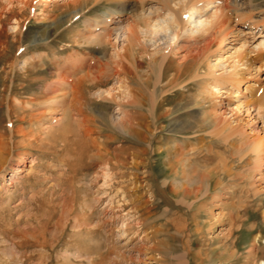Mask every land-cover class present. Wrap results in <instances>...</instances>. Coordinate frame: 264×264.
Instances as JSON below:
<instances>
[{"label": "bare ground", "instance_id": "obj_1", "mask_svg": "<svg viewBox=\"0 0 264 264\" xmlns=\"http://www.w3.org/2000/svg\"><path fill=\"white\" fill-rule=\"evenodd\" d=\"M144 1L139 0L135 10H127L124 6L116 8L122 0H42L44 6L51 4L52 10H61L69 18L53 21L45 35L35 36L29 46L25 47L19 37L18 54L7 58L8 73L14 71V76L12 84L6 82L2 91V102L6 101L8 111L7 118L0 120V180L5 182L11 170L7 185L15 181H32L33 187L42 185L36 207L45 204L48 208V202H56L51 205L61 209L59 218L66 216V221H71L72 231L68 235L61 229L67 237L61 231L50 237L40 236L37 228L6 234L0 241L9 242L10 247L3 254L12 251V256L10 261L6 256V262L1 255L0 264H67L73 258L83 260L87 256L93 264L96 260L90 257L101 253L103 247L83 246L75 240L92 236L97 229L109 232L114 222L117 235L125 236V243L132 245L138 238L132 246L137 260L156 259L157 253L164 261L170 239L180 237L183 251L172 254L175 264L203 260L208 256L206 251L212 250L220 260L233 264V240L211 248L212 242L208 244L205 234L217 223L211 226L212 221L207 224L199 219L225 189L232 191L238 185L241 175L223 159L226 155L216 148L214 138L234 121L227 120L225 112L213 113L205 108V124L200 129L187 131L191 121L172 119L169 132L174 133L178 127L183 130L175 140L165 143L161 130L171 108L164 105L178 86H199L207 91L202 97L203 105H207L204 107L214 108L215 94H233L237 100L231 101L237 102L236 106L225 104L224 111L243 108L264 131L261 108L250 100H241L248 89L254 88L253 83L243 91L246 79L264 72V32L260 33L262 38H255L256 31L241 24L239 9H233L228 0ZM239 1L233 5L241 9ZM102 2L108 7L95 13ZM34 9L33 0H0V20L3 13L22 15ZM41 11L45 13V8ZM53 15L51 11L46 14L54 20ZM22 16L23 21L29 18ZM15 19L17 25L13 28L17 27L16 34L20 36L22 20ZM69 20L80 21L82 27L63 28L68 35L62 48L51 46L52 37ZM162 34L167 37L164 42ZM43 47L48 51L41 52ZM30 50L35 52L33 56L21 58ZM66 50L69 52L62 53ZM50 52L53 55L48 60ZM146 62L150 65L148 71L144 70ZM47 66L53 70L44 75ZM16 79L21 83L40 82L41 87L28 94L18 92ZM261 90L264 99V84ZM101 120L107 121L113 132H106L99 124ZM47 122H51L50 126H45ZM233 130L239 132L237 128ZM260 144H264V136ZM155 154L164 155L162 162L170 175L161 181L150 169ZM49 158L52 164L47 162ZM30 159L44 170V179L38 175L33 176L34 180L20 176ZM261 175L257 178L261 179ZM253 184L246 182L239 191L250 199L264 194V186L260 190ZM165 190H169L171 198L163 195ZM38 198L33 199V204ZM240 201L244 202L242 196ZM49 212L52 214L51 209ZM239 220L236 214L228 217L231 231L227 239L239 227ZM59 244L65 248L53 258L51 252ZM194 244L199 245H195L197 251ZM252 246L253 249L255 244Z\"/></svg>", "mask_w": 264, "mask_h": 264}, {"label": "rangeland", "instance_id": "obj_2", "mask_svg": "<svg viewBox=\"0 0 264 264\" xmlns=\"http://www.w3.org/2000/svg\"><path fill=\"white\" fill-rule=\"evenodd\" d=\"M33 1L35 3L34 11L33 12L29 11L30 12L29 13L27 10H25L24 11L25 13L22 14L23 16H26L27 18L29 17L28 20L25 19V21H23L21 18L22 15H15L11 13H3L5 17L2 14V18L0 20L1 22L0 23V98H1L0 102L2 103L1 104L2 107L0 105V120H4V118L5 119L7 118V112H6L8 111L6 107L7 103L6 101L2 102V99H3L2 96L4 94L2 91H3L4 84L6 82L10 83L11 79L14 76V71L10 72V74L8 73L9 72L8 70H10V67L8 65L9 64L8 60L11 59L10 58L11 54L12 56L13 55L15 56V53L18 54L17 46L19 43L17 42V40L19 39V37L23 41V45H25V47L29 46L35 36H37L38 34L45 35L46 31L48 30V28H50L53 21H55L56 19L63 21L69 18V16H67L64 12H61V10H58V9L52 10L51 8L53 6L51 4L49 6H44L42 3V0H33ZM122 1L123 2H119L118 4L115 5L117 9L124 6L125 8H127V10H135V8L140 6L139 0H122ZM149 1H152V0H148V1L145 0L144 3H151ZM228 1L231 2L230 5L232 6L233 9H237V10L239 9L237 13L240 16L241 24H246L248 26H251L256 31L255 38H262L263 36H260V33L264 32V0H240L239 3H241V9L239 5L237 6L233 5V2H235V0H228ZM105 5L106 3L102 2L101 6L94 12L96 13L97 11L99 12V11H102L104 8H107L108 5L107 6ZM42 8H45V13L47 15L49 11H51L54 14L53 16H55L54 20L49 19L48 16H46V14L41 11ZM16 17L20 18L19 20L20 21L22 20L21 23L23 24V26L21 24L22 34L20 36L16 34L17 27H15L16 29L13 28L15 24L17 25V23H14L16 21L15 19ZM70 26H74V27L78 26L79 28H81L82 23L80 21L73 22V20H69L61 26V29L67 28ZM67 35H68L67 31L64 29L61 30L60 33H56L55 37H52L53 40L51 41L52 43L51 46H55V48H62L64 42L67 39ZM160 36H161L160 38L162 39L161 42L166 41L167 39L166 35L162 34ZM4 43L8 46L7 48L5 47L6 45ZM40 51L47 52L48 49L43 47L40 49ZM64 52L67 53L69 51L66 50V51H63L62 53ZM34 53L35 52L30 50L28 51V53H26V55H22L21 58H25L27 56L28 57L33 56ZM52 55L53 53L50 52L48 60L51 59ZM8 57L9 59H7ZM47 67L49 70L47 69ZM47 67L42 72L44 75L45 74L48 75L51 72V70H53L52 66H47ZM149 67H150L149 63L146 62L144 64V70L148 71ZM263 78H264V72L260 73V75L258 76H254L252 79L247 78L246 82L243 84V91L246 85H252L253 83H254V88H252L251 90L248 89L247 92L244 94V97H241V100L242 101L250 100L252 104L259 106L264 114V99L261 96V91H262L261 88L264 84ZM20 81L22 80L16 79V82H15L16 83L15 89L19 90L18 92H26L28 94L32 92V89H34L33 91H36L38 90V88L41 87L40 82H33L34 84L33 83L31 84V82L29 81H26V82L23 81L22 83ZM10 84H12V81ZM35 84H37V86ZM198 87L199 86H194V87L193 86L191 87L178 86L174 90V95L173 94L169 95V100L167 101V104H165L164 106L165 108L166 107L171 108V112H170V115L164 118L166 120H163L164 127L161 130L162 134L165 133L163 136V140H164L163 142L167 143V142H171L175 140L177 136H179L181 134V131L183 130V129H180L181 127L180 128L178 127L177 129H175L176 131H174V133L169 132L170 123L174 119L191 121L194 125L192 123L191 125L189 124L190 129L187 128V131L193 130V129L195 130L197 128L200 129L201 125L203 126V124H205V117L203 114V111L205 108L206 109L208 108L207 110L213 113L214 111L215 113L217 112L219 114H221L222 112H225L226 114H228V118L226 115L224 117H226L227 120L230 119L231 122L234 121V123L230 124L229 127H227L222 132V134H220L223 137L221 136L218 138V136L220 135H217L214 138L216 141V148H220L221 154L223 152L222 155H226L225 157H223V159L224 160L226 159L225 160L226 163L228 165L230 164V167L232 168L233 171L235 172L237 171L236 173L241 175L237 179V182H236L238 183V185L234 187L232 191L231 189L229 190L225 189L224 193H222L223 195H221L220 198H216L217 201L216 199H214L208 205L207 207L208 210L206 212L209 216H206V212H205V215L200 217L199 220L202 219L201 221H206V222L208 221L207 224H210V222L212 221L211 226L215 224V222L217 223L215 224L216 226H214V228H211L209 230L207 229L208 234L207 232L205 234L207 236L206 238L209 240L208 244H211L212 242V244L209 245L211 246V248L213 244L214 246L216 245L218 247V245L221 246V244L222 245L229 244V242H232L230 239L233 240L232 242L233 246L230 247L231 249L233 248V251L236 252V256L233 259V264L235 263L236 264H261V262L264 261V208H263L264 207V194H262L263 196L259 195L256 198L253 196L250 199L249 196L247 197L245 193H243V191H239V189L242 190L241 188L243 185H245L246 182L247 183L253 182L254 184L252 186H254L257 189L262 190L264 188L263 187L264 186V144L262 145L260 144L264 136V131L257 128L258 123L252 122L250 120L249 113L247 114L243 108L241 110H235L231 113H229V111L227 110L224 111L223 105L225 104L227 105V107H230V108L236 106L237 102L231 101V100H237V98L233 96V94H228L226 97L215 94L213 95L214 102L216 103L214 108H212L211 106L204 107L206 104L204 103L205 105H203L202 97H204L205 94H207V91H204L201 88L199 89ZM23 88H25V90ZM159 92L161 93L160 90ZM241 93L243 94V92ZM147 94H148V91H147ZM106 123L108 122L105 120L103 121L101 120V123L99 122L101 126L104 125L103 127L106 128L105 129L106 132H108L107 129L109 130V132H113L111 131L110 126ZM210 123L211 122H209V124ZM50 124L51 122H47L45 126L47 125L50 126ZM211 124L210 125L207 124V127L210 128ZM234 128H237L239 132L238 131L234 132L233 130ZM211 138H212L211 135L208 134L207 139L211 140ZM220 138H222V141ZM218 143H220V145ZM163 157H164L163 154L162 155L155 154L151 157L152 164H151L150 169L152 170L153 174L157 177L159 181H161V179H164L170 176L168 170L165 168L164 162H162ZM156 158H157V161H156ZM47 162L49 164H52V161L50 158L47 159ZM233 166L235 167V169L233 168ZM156 167L157 168L159 167V168L156 169ZM12 172L13 171L11 170L8 172L5 182L3 180H0V240L6 234L12 235V232L14 233L19 230L22 231V230L29 229V228H37L36 232L41 234L40 236L49 235L50 237L51 234H58L60 231L63 235L65 232L69 235L70 232L72 231V228H71L72 223L71 221H68V222L66 221L65 219L66 216L62 215L63 217L59 218L61 217L62 211L58 206L56 207L53 206L54 204L56 205V202L55 203L53 201H51V203L48 202V205L50 206V207L48 206V208L46 207L45 204L44 205L41 204L39 206L37 205L38 207H36V204L40 202L39 201L40 198H38L40 195L39 190L43 186L36 185V187H33L32 181L26 184H19L17 181H15L13 185H7L8 179L11 177ZM23 175H27V177L30 176L31 180L32 179L34 180V177H33L34 175L40 176V179H42V177L43 179L45 178L44 170L42 171V168L38 167V164H36V161L28 162V164L25 166V171L22 172L20 176H23ZM258 175L259 176L261 175L262 178L261 179L257 178ZM159 181L157 183H159ZM48 185L51 186V183H49ZM165 191L163 192V195L168 199L171 198V194L169 190H165ZM241 192L245 196H243V194L240 195ZM241 196L244 201L242 203L240 201ZM36 198H38V200L36 202L34 201V204H33V199H36ZM245 198H248L250 202L247 201ZM49 199H52V198H49ZM258 204L260 206H258ZM32 206H34V208H32ZM35 207L37 209H35ZM54 207L55 208L58 207L57 208L58 210L56 209L55 211ZM48 209L49 211L51 209L52 214L48 211ZM231 211L232 213H230ZM29 213H31V217H28ZM34 213L36 214L32 216V214ZM231 214H234V215L236 214L239 216L240 218L239 227H237L233 231V235H231V237H228L227 239L226 237L230 234V231H231L230 230L231 225L228 222V217ZM38 217H39V220H37ZM28 221L31 223L29 224ZM116 224L117 222H114L112 223V225L108 227L109 232L104 229L103 230L97 229V232L95 230L92 236L91 235H87L85 237L83 236L82 240L76 239L75 241L78 243L82 242L83 246H88V247L92 246L94 248L103 247L101 249V253L96 254V255L93 254L90 257L91 259L94 258L96 261H98L97 262L98 264L99 263L101 264V262L102 264L103 263L104 264H115V263L116 264H135V262L136 263L139 262V264H175V260H173L172 254H179V253H182L183 251L181 247V239L180 237H177V238L170 239L169 241L170 245L167 244L168 250L165 254L166 259L164 257V261L163 260L161 261V256L157 253L155 254L156 259L143 258V260L141 259L137 260V257H136L137 251L132 246H133V243L135 244V241L137 242L138 238L137 239L135 238L136 239V240L134 239L135 241L133 240L132 245H128L127 243H125L126 242L125 236L121 238L117 235L118 231L116 230L118 227H116ZM61 229H63V231L65 232L63 233ZM67 234L64 236L67 237L68 236ZM254 244H255L254 248H256L255 250L254 248L252 249L253 247L252 245ZM9 245H10L9 242L2 243L0 241V256L2 255L3 258L7 256L6 258L9 259L10 261L9 255L10 257L12 256L11 254L12 251L11 253H9L10 251L8 252L9 255L3 254V251H6V252L8 251V247H10ZM195 245L196 246H199V245L194 244V248L197 251L198 247L196 248ZM64 248H65L64 244H61L60 247L57 246L56 250L51 252V255H53V258H55V256H57V253L61 249H64ZM37 252H36V255H34L36 262H37L36 256L39 255V251ZM208 252L206 251L208 256H206L203 259L204 262L203 260H198L197 262H193L191 264H231L227 262V260H223V261L220 260L216 251L212 250L211 252L209 253ZM60 255L61 254H59V256ZM6 258L4 260H6ZM87 258L89 259V256H87ZM87 258H84L83 260L82 259L77 260L76 258H73L71 262H65V263L67 264H92L91 262H89ZM134 259H135V262H134ZM216 259H218L219 261H217ZM234 260H235V263H234ZM9 261L6 260V262H9ZM96 261L93 264H96Z\"/></svg>", "mask_w": 264, "mask_h": 264}]
</instances>
